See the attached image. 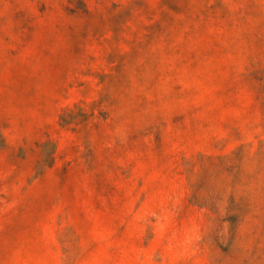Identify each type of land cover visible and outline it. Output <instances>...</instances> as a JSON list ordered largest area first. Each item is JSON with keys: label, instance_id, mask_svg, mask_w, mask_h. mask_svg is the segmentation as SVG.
<instances>
[{"label": "rangeland", "instance_id": "1", "mask_svg": "<svg viewBox=\"0 0 264 264\" xmlns=\"http://www.w3.org/2000/svg\"><path fill=\"white\" fill-rule=\"evenodd\" d=\"M0 264H264V0H0Z\"/></svg>", "mask_w": 264, "mask_h": 264}]
</instances>
